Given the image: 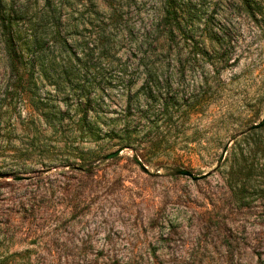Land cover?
Returning a JSON list of instances; mask_svg holds the SVG:
<instances>
[{"label":"rangeland","instance_id":"obj_1","mask_svg":"<svg viewBox=\"0 0 264 264\" xmlns=\"http://www.w3.org/2000/svg\"><path fill=\"white\" fill-rule=\"evenodd\" d=\"M177 1L184 30L167 38L164 0H65L76 56L49 42L46 61L81 69L73 87L12 79L0 29V264H264V0ZM83 84L103 132L130 114L131 146L73 137Z\"/></svg>","mask_w":264,"mask_h":264},{"label":"trees","instance_id":"obj_2","mask_svg":"<svg viewBox=\"0 0 264 264\" xmlns=\"http://www.w3.org/2000/svg\"><path fill=\"white\" fill-rule=\"evenodd\" d=\"M65 0H43L40 5L39 1L31 7L25 3H21L16 0H10L8 2H1L0 0V29L4 38V45L6 53L10 62V70L12 79L18 81L19 83L25 82V80L33 79L36 74L40 77L49 81L50 84L61 86V84H69L74 86L79 84L81 80V69L75 70L72 68V64H59L57 65L55 57L46 61L47 56L50 54L51 48L49 47V42H52L57 50L64 53L66 57L71 55L76 56L75 51L72 49V45L69 42L64 30L66 28L65 11L67 12V5L64 3ZM31 7V8H30ZM164 15L161 18V23L158 25V30L165 32L167 38L174 36L175 32H183L184 28L179 15V5L177 0H164ZM112 11L111 16H118L122 18L121 10L117 7L111 5ZM97 13V11H96ZM149 38L146 37L144 33H140L135 39V48L140 57L138 61L141 63L145 71L151 72L154 67L148 65L149 52L147 51ZM146 47V48H145ZM145 48V49H144ZM80 60L79 58H77ZM124 69V68H123ZM24 72H27L25 75ZM89 73L87 69L85 75ZM30 82V81H28ZM144 84L143 94L150 97L152 94L151 86ZM83 96H87V99L83 105L80 103L76 105L77 109L83 112L80 116L74 115L73 120V137L77 138H87L90 141H99L105 136L113 137L117 136L119 138V144L123 146H131L134 140V133L129 128L131 123L130 114H126L121 117L125 125L117 130L113 128L106 132H103L100 124L101 117L96 113L95 115H90L91 110H95L96 104L95 95L87 91L85 84L82 85ZM88 92V95L87 92ZM71 94H68V98ZM132 96L129 98V103L132 102ZM44 111L43 116L47 123L55 126V123L60 124L65 119L64 114L59 115L60 111L54 112L50 111L48 107ZM61 114V113H60ZM256 131L253 132L255 134ZM252 134V135H253ZM258 147H260V139L254 140ZM243 164L239 165L238 173H244L247 168L256 169L258 162L255 159L245 155L246 147L241 148ZM247 152V151H246ZM247 154V153H246ZM248 169V170H249ZM246 174V173H244ZM246 183H244L243 188L238 191H234L235 195L241 198L249 197L247 195Z\"/></svg>","mask_w":264,"mask_h":264},{"label":"water","instance_id":"obj_3","mask_svg":"<svg viewBox=\"0 0 264 264\" xmlns=\"http://www.w3.org/2000/svg\"><path fill=\"white\" fill-rule=\"evenodd\" d=\"M263 125H264V120H262V121L259 122V123L254 124V125L252 126V128H253V129H257V128L262 127ZM228 147H229V145H226V146L224 147V149H223V153H222V155H221V157H220V159H219L220 162L224 159L225 154H226V152H227V150H228ZM124 148H125V147H121V148L117 149L116 151H113L112 153H109L106 157H107L108 159H109V158H114V157L120 155ZM139 162H140V161H139ZM141 165H142L143 167H145L142 163H141ZM145 168H146V167H145ZM180 174L185 175V176H189V177H191L192 179H195V180L207 176V173H206V174H203V175H197V174H194L192 171H189V170H186V169L181 170V171H180ZM22 178H23V177H19V179H22Z\"/></svg>","mask_w":264,"mask_h":264}]
</instances>
